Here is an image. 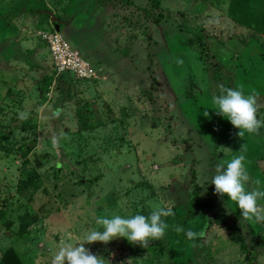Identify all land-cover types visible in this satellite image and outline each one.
Here are the masks:
<instances>
[{
    "label": "rangeland",
    "instance_id": "rangeland-1",
    "mask_svg": "<svg viewBox=\"0 0 264 264\" xmlns=\"http://www.w3.org/2000/svg\"><path fill=\"white\" fill-rule=\"evenodd\" d=\"M153 1L0 0V264H51L59 246L100 229L97 217L147 216L155 206L175 215L148 248L123 237L85 247L105 264H264V222L243 219L208 183L244 144L264 188V127L242 139L212 109L221 86L243 85L259 94L264 120V0ZM55 21L101 64L99 81L57 73L41 35ZM212 40L232 41L233 58L212 56ZM34 138L26 158L20 147ZM194 189L215 208L192 214ZM218 215L237 226L248 255ZM172 225L205 235L189 241Z\"/></svg>",
    "mask_w": 264,
    "mask_h": 264
},
{
    "label": "clouds",
    "instance_id": "clouds-1",
    "mask_svg": "<svg viewBox=\"0 0 264 264\" xmlns=\"http://www.w3.org/2000/svg\"><path fill=\"white\" fill-rule=\"evenodd\" d=\"M258 93L254 90L245 94L244 86L238 88L220 87V94L212 97V103L216 114L226 117L231 124L239 129L237 135L244 138L245 133L259 134L264 127V120L258 118L257 113L261 107L258 103ZM62 109L57 108L52 116L59 118ZM205 115H208L206 112ZM18 118H28L27 112H20ZM61 137L52 138L53 147H57ZM244 144L240 147V154L230 160L220 159L215 164L210 182L214 185V194L220 198L226 195L229 202H234L240 209L241 217L245 220L264 222V188L260 180H253L246 167L247 156ZM205 188L206 186L202 185ZM204 195V193H200ZM171 207L155 206L149 215L135 214L121 216H100L95 223L100 226L99 230L87 232L75 245L62 244L54 254L51 264H105V258L91 253L85 244L102 242L107 244L115 238H126L130 243L148 248L152 240H161L165 237L169 224L164 218L174 216ZM173 230L180 234L184 233L189 241L203 238L204 231L196 232L187 230L182 225H172Z\"/></svg>",
    "mask_w": 264,
    "mask_h": 264
},
{
    "label": "built area",
    "instance_id": "built-area-1",
    "mask_svg": "<svg viewBox=\"0 0 264 264\" xmlns=\"http://www.w3.org/2000/svg\"><path fill=\"white\" fill-rule=\"evenodd\" d=\"M41 35L50 47L58 74L69 72L77 81L84 80L91 83L101 79L100 68L64 38L60 31H43Z\"/></svg>",
    "mask_w": 264,
    "mask_h": 264
},
{
    "label": "trees",
    "instance_id": "trees-1",
    "mask_svg": "<svg viewBox=\"0 0 264 264\" xmlns=\"http://www.w3.org/2000/svg\"><path fill=\"white\" fill-rule=\"evenodd\" d=\"M242 1V0H241ZM159 1L158 0H154L153 1V6L156 7L158 5ZM254 19L250 17V19H246V21L249 22V25H251V27H256V28H260L261 23L259 20H256V23H253ZM55 23H57L55 21ZM199 30L202 32V29L199 28ZM229 45L233 46V47H229ZM210 51H211V55L214 57H219V59H221V61L225 64L227 63L231 58H233V56L235 55V48L233 45V42H223V41H217V40H212V45L210 46ZM217 67H219L217 65ZM64 73V72H63ZM62 75V73H61ZM37 146V138L32 139L29 143L24 144L20 147V149L22 150V155L24 157L27 158V156L30 154V152ZM191 203V213L195 214V212L199 209H205V208H210V209H214L215 208V202L212 200H208V201H203L199 198L198 195V190L194 189V195L190 200ZM217 222L220 225H223L226 229H228L231 233V237L233 239H235V241H237L240 244V249L247 253V255L250 253L248 246L243 238V236L239 233L237 226L235 224L230 223L228 220L226 219H222L218 216H216ZM2 262H4L5 264L7 263V259L4 258V260H2ZM256 264H262L257 262Z\"/></svg>",
    "mask_w": 264,
    "mask_h": 264
},
{
    "label": "crops",
    "instance_id": "crops-1",
    "mask_svg": "<svg viewBox=\"0 0 264 264\" xmlns=\"http://www.w3.org/2000/svg\"><path fill=\"white\" fill-rule=\"evenodd\" d=\"M56 25V23L54 24V26ZM50 51V50H49ZM51 53V52H50ZM87 53H89L93 58H95L94 57V49L93 48H90L88 51H87ZM96 62H94L93 60V62L94 63H96L98 66L100 65L101 66V64L98 62V60L97 59H94Z\"/></svg>",
    "mask_w": 264,
    "mask_h": 264
},
{
    "label": "water",
    "instance_id": "water-1",
    "mask_svg": "<svg viewBox=\"0 0 264 264\" xmlns=\"http://www.w3.org/2000/svg\"><path fill=\"white\" fill-rule=\"evenodd\" d=\"M55 28L57 31H60L62 26L60 24L56 23Z\"/></svg>",
    "mask_w": 264,
    "mask_h": 264
}]
</instances>
